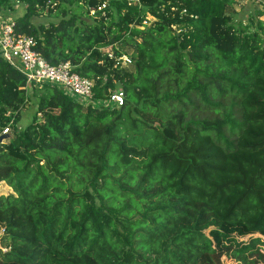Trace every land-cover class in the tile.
<instances>
[{
	"label": "trees",
	"instance_id": "obj_1",
	"mask_svg": "<svg viewBox=\"0 0 264 264\" xmlns=\"http://www.w3.org/2000/svg\"><path fill=\"white\" fill-rule=\"evenodd\" d=\"M255 1L244 23L243 0H18L20 32L51 64L70 61L96 101L121 89L125 102L29 86L0 56V132L14 120L0 142V264H264Z\"/></svg>",
	"mask_w": 264,
	"mask_h": 264
},
{
	"label": "built area",
	"instance_id": "obj_2",
	"mask_svg": "<svg viewBox=\"0 0 264 264\" xmlns=\"http://www.w3.org/2000/svg\"><path fill=\"white\" fill-rule=\"evenodd\" d=\"M105 6L106 4H103L102 8ZM95 12L96 8H92L91 14L94 15ZM36 47L35 36L20 32L16 19L0 16V56L26 78L29 86L32 84L55 85L86 106L100 107L101 103L116 108L123 106L125 102L123 90H115L107 99L96 101L94 82L91 79L74 71V65L70 61L58 65L51 64ZM118 60V63L123 66L132 63L128 55ZM13 123L14 120H11L0 132V136L8 135Z\"/></svg>",
	"mask_w": 264,
	"mask_h": 264
},
{
	"label": "rangeland",
	"instance_id": "obj_3",
	"mask_svg": "<svg viewBox=\"0 0 264 264\" xmlns=\"http://www.w3.org/2000/svg\"><path fill=\"white\" fill-rule=\"evenodd\" d=\"M255 7H256L255 0H246V4L244 6H237L236 21L242 20L244 23L250 21L253 18L254 14L256 13ZM24 11H25V4L18 2V0L0 1V14L5 15L6 17L12 15L14 19H16L18 16L23 15ZM149 18L152 19L151 16ZM57 20L58 19L55 15V11L52 12L51 14L50 13L42 14L40 17H36L35 19H33L35 24H39V23L48 24L50 22H56ZM32 101L35 102L34 100ZM34 105L30 106L25 110L19 127L21 128L25 127L30 123L31 115H33L36 110V105L35 106ZM9 191L10 189L6 186L5 183L0 184V192L8 193ZM2 247H6V245L2 244ZM260 248L261 251L263 250L262 253L264 254V238H262V244ZM224 264H241V262L235 259L224 258Z\"/></svg>",
	"mask_w": 264,
	"mask_h": 264
},
{
	"label": "crops",
	"instance_id": "obj_4",
	"mask_svg": "<svg viewBox=\"0 0 264 264\" xmlns=\"http://www.w3.org/2000/svg\"><path fill=\"white\" fill-rule=\"evenodd\" d=\"M245 4H246V0H243V2L241 4H238L237 6H244ZM0 15H2L4 18H14L12 15L11 16H7V17L5 15H3V14H0ZM0 184H3V182H1ZM6 186H7V184H6Z\"/></svg>",
	"mask_w": 264,
	"mask_h": 264
},
{
	"label": "water",
	"instance_id": "obj_5",
	"mask_svg": "<svg viewBox=\"0 0 264 264\" xmlns=\"http://www.w3.org/2000/svg\"><path fill=\"white\" fill-rule=\"evenodd\" d=\"M9 136L8 135H1L0 136V142H3L5 139H7Z\"/></svg>",
	"mask_w": 264,
	"mask_h": 264
}]
</instances>
